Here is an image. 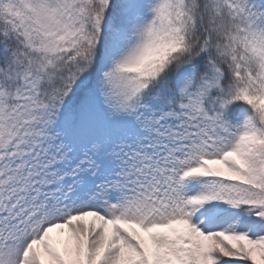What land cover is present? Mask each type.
Listing matches in <instances>:
<instances>
[{"label": "snow or ice", "instance_id": "snow-or-ice-1", "mask_svg": "<svg viewBox=\"0 0 264 264\" xmlns=\"http://www.w3.org/2000/svg\"><path fill=\"white\" fill-rule=\"evenodd\" d=\"M0 264H264V0H0Z\"/></svg>", "mask_w": 264, "mask_h": 264}]
</instances>
